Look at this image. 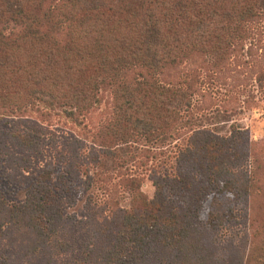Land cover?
I'll return each mask as SVG.
<instances>
[{"label": "trees", "instance_id": "obj_1", "mask_svg": "<svg viewBox=\"0 0 264 264\" xmlns=\"http://www.w3.org/2000/svg\"><path fill=\"white\" fill-rule=\"evenodd\" d=\"M263 16L264 0H0V114L42 103L86 117L109 95L110 115L85 160L96 166L97 179L86 172V186L106 183L97 167L111 161L128 198L124 208L105 201L107 217L76 222L61 195L69 193L67 177L60 174L52 184L48 163L19 194L21 201L18 192L0 194V240L10 233L30 236L27 253H44L48 264L69 253L79 259L73 264H264V229L258 234L255 220L248 217L243 256L236 239L219 234L236 223L229 204L245 203L259 187L255 146L239 128L229 135L193 125L182 131L196 90L181 72L199 61L218 67ZM258 80L263 87L264 74ZM36 137L0 133V146L38 149ZM175 138L184 144L170 173L148 177L150 198L143 178L125 168L136 158L131 145L144 143L139 156L148 160L150 149ZM67 173L80 181L69 165ZM222 198L225 210L218 214L215 203ZM75 224H86L84 242L63 235L76 232Z\"/></svg>", "mask_w": 264, "mask_h": 264}, {"label": "rangeland", "instance_id": "obj_2", "mask_svg": "<svg viewBox=\"0 0 264 264\" xmlns=\"http://www.w3.org/2000/svg\"><path fill=\"white\" fill-rule=\"evenodd\" d=\"M237 43L232 54L218 67L201 61L181 67L184 75L182 79L187 80L196 90L191 98L190 113L185 114L186 127L182 131H187L193 125L207 127L220 135H229L233 129L239 128L247 132L250 142L255 146L254 158L258 160L261 168L259 187L245 203L237 201L229 204L236 210V223L219 233L220 237L226 238L227 241L236 239L238 250H243V256L248 244L247 236L245 239L243 236L249 222L248 217L250 221L255 220L254 226L258 234L264 229V85L261 87L258 80L264 74V16L252 22L248 35L237 40ZM111 101V97L105 94L91 115L78 118L68 115L61 108L51 110L42 103L35 108L23 107L17 115L9 112L7 116L0 114V133L32 132L38 136V149L23 152L16 146H0V162L1 159L7 160L0 163V175L4 176L6 181L0 180V194L18 192L16 201H21L23 197H18L19 194L23 195V190L37 181L36 178L40 175L38 172H42L49 163L53 167V173L49 176L52 184L60 174L67 177L69 193L63 192L61 195L66 196L63 199L66 215L76 222L88 223L91 221L88 220L89 216L100 219L107 217L108 211L104 209L107 200L118 202L123 208L127 207L128 198L119 183L121 175L114 169L111 161L106 162L103 169L97 167L99 171L102 170L99 174L105 177L106 183L95 181L89 189L86 186V172L97 179V174L92 171H96V166L88 167L85 160L89 159L95 132L110 115ZM183 144L181 139L175 138L162 147L156 146L150 149L151 157L148 160L139 156L142 148H148L144 147V143L131 145L136 158L130 160L125 168H128L133 176L143 178L142 189L146 196L152 198L154 195V188L148 177L154 171L161 174L170 173L177 151ZM126 158L131 159L129 155ZM68 165L72 173L77 172L80 181L70 179L67 173ZM125 168L122 170L125 171ZM108 176L111 181H108ZM115 184L118 185L117 190L113 191ZM226 197L228 201H234L230 200V195ZM215 204L214 212L220 214V211L225 210V198L217 200ZM114 206L111 204V207ZM83 224H75L79 228L76 232L71 230V234L65 231L63 235L70 234L69 242H84L90 232L83 228L86 225ZM29 239L30 236L23 233H10L1 239L0 262L9 258V264H48L44 253L35 256L27 253ZM253 240L254 238L252 242ZM258 240L259 237L256 238V244ZM79 251L80 247H76L75 253L79 254ZM56 255L58 257H55L56 261L52 264H73L79 261L77 255L72 253Z\"/></svg>", "mask_w": 264, "mask_h": 264}]
</instances>
